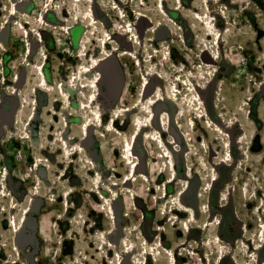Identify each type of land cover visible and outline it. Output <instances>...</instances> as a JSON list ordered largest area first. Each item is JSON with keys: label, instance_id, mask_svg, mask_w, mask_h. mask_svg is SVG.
Here are the masks:
<instances>
[{"label": "rangeland", "instance_id": "obj_1", "mask_svg": "<svg viewBox=\"0 0 264 264\" xmlns=\"http://www.w3.org/2000/svg\"><path fill=\"white\" fill-rule=\"evenodd\" d=\"M98 2L112 19L97 15ZM162 2L0 0V264H16L18 252L31 260L29 241L36 264H264V0ZM195 12L219 30L218 49ZM146 46L160 72L185 78L179 94L197 125L175 118L169 133L167 111L162 129L153 125L146 101L166 84L149 75ZM103 61L121 69L112 85L122 93L108 111ZM96 73L87 107L95 100L102 112L85 121L75 113ZM100 115L107 131L96 128ZM24 207L17 231L10 215Z\"/></svg>", "mask_w": 264, "mask_h": 264}, {"label": "bare ground", "instance_id": "obj_2", "mask_svg": "<svg viewBox=\"0 0 264 264\" xmlns=\"http://www.w3.org/2000/svg\"><path fill=\"white\" fill-rule=\"evenodd\" d=\"M210 1L211 0H202V3H203V6H209V3H210ZM164 0H163V2H162V8H164ZM22 5H23V3H22ZM15 9H16V7H15ZM195 15H196V17L195 18H197L199 21H200V23L202 24V30H203V32L207 35V37H211V38H213V41H215L216 42V44L215 45H213L212 47L214 48V50L215 49H218L219 48V46H220V44H221V41H222V38H221V35L219 34V30H216V26H214L212 23H211V21H210V18L207 16V17H205L201 12H195ZM93 18L96 20V18H95V16H93ZM88 21H89V19H88ZM143 21V20H142ZM97 24V23H96ZM90 26V25H89ZM88 26V27H89ZM92 26H96L95 24H93ZM107 29V28H106ZM125 32V31H124ZM132 32H133V29H132ZM3 33H5L4 31H2V32H0V35H3ZM92 34V32H91V26L89 27V33H87L86 35H89V34ZM134 35H138L137 34V32L135 33L134 32ZM122 37V36H121ZM138 37V36H137ZM130 39V41L132 42V43H135V44H138V43H140V41H139V37H138V39L136 40V41H134V37L131 39V38H129ZM204 43H202V45H203ZM207 44V43H206ZM108 45V42H105L104 43V46L106 47ZM147 48V46L146 47H144V51H143V57H144V59L146 60V61H148V63H149V67H148V70L151 68V70H150V72H152V73H150L149 75H151V74H153V75H155L158 79H160V80H162V81H164L165 82V84L166 85H164V86H160V85H158L157 87H156V89L155 90H153V92H154V94H152V95H149L148 96V100L146 101V107L148 106L147 104H148V101H154V104L156 105L159 101H161L162 99H164V100H167V101H170V102H172V104L175 106V107H177L176 108V110H177V115H176V119H177V121H179V118L180 117H185L186 115H188V117L189 116H191L192 117V119L193 120H195V124L197 125V116H195L194 115V111H192L191 110V104H190V113H187V111H188V109H187V107H186V102L184 101V100H182L181 99V96H180V91L178 90L179 89V87L177 86V83L178 82H185V78H182V77H178V76H176V75H173V76H171V77H169V75L167 74V73H164V72H160V70H159V64L158 63H156V60H155V57H156V54H153L154 56H152L151 58H149V55H150V53L152 52H150V50H148V49H146ZM208 54V53H207ZM212 54H214V56H213V58H216L217 56V52L215 51L214 53H212ZM111 58V57H110ZM138 58V57H137ZM41 73H42V75L40 76V83L43 81L44 83H42V88L41 89H45V90H47V91H49L50 89H52V88H50V82H48V80H47V77H46V74H45V72H44V68H41ZM144 76L146 77V80H149V77H148V75L146 74V70L144 71ZM191 77V76H190ZM97 79H98V73H96V75L93 77V83H94V86L96 87L95 89H93V90H91L90 91V94H89V97H88V99H83L82 101H81V103H80V106H79V108H78V111L75 113V116L76 117H80V116H85V121H87L88 119H92L93 120V122H94V120H95V116L96 115H94L93 114V112L94 111H97V114H98V112L99 113H101L102 112V109H101V107L100 106H98V103L95 101V100H93L92 101V104L90 105L91 107H87L88 106V104H90V97H91V95H94L95 97H97V94H98V89L97 88H99V83L96 85V83L95 82H97ZM192 80V79H191ZM186 81H188L187 82V90L190 92V91H192L195 95H196V97L194 96V98H197V99H195V100H198L199 102H201V98L200 97H198V91L196 90V88H194V84L193 83H190L191 81L190 80H186ZM149 81H147V84H145L144 86V92H143V102H144V99H146V96H145V94H146V91H147V89H148V87H149V83H148ZM73 83V82H72ZM151 83V82H150ZM185 84V83H184ZM41 85V84H40ZM63 89V88H62ZM62 92L64 93V90H62ZM157 94H159V99H156L157 98ZM184 98V97H183ZM186 99V98H185ZM189 100V99H188ZM191 100V99H190ZM189 100V101H190ZM198 101L195 103L196 105H198ZM24 103H25V100H24ZM160 104V103H159ZM82 105L84 106V109H82ZM188 105V104H187ZM193 105V104H192ZM139 107H140V105H138ZM158 106V105H157ZM21 107H25V105L24 104H22L21 105ZM153 111L154 110H152V111H150V113H153ZM149 116V114H146V118ZM110 117H113V121H114V125H115V122L120 118L119 116L117 117V118H115V115L114 114H111V116ZM18 118V116L16 115V119ZM170 118V126H171V124H172V119H171V117H169ZM141 121H143V117L141 116L140 118H139ZM155 120H156V115L154 114V118H153V125H154V122H155ZM84 121V122H85ZM163 121H164V128H166V125H167V123H166V117H163ZM19 122V121H18ZM96 128H99V123L98 122H100V124L102 125V132L105 130V131H107V126H106V124H104L103 123V115H100V117L98 118V119H96ZM189 122V121H188ZM30 123V122H29ZM157 123H158V126L162 129V123H161V121H160V118L157 120ZM179 123V122H178ZM24 124L26 125L27 124V121H24ZM94 124V123H93ZM176 125H177V123L175 124V127H176ZM148 126V125H147ZM90 127L91 126H89V128H88V130H87V134H88V132H90ZM105 128V129H104ZM147 128V127H146ZM146 128L144 127V128H141L137 133H135V135H136V138H135V142H136V139L139 137V136H141V134L146 130ZM194 129V128H193ZM153 130V129H152ZM154 131V130H153ZM153 131H152V133H153ZM102 132H100V134L101 135H103V133ZM119 132V131H118ZM149 131H147V133H148ZM28 133V132H27ZM83 135H84V133H82ZM154 134V136H157V135H159V132H155V133H153ZM157 138H159L160 139V141H161V143H162V145L166 148L167 146H168V142L166 141V142H164V136H163V134H161V136H157ZM65 139V138H64ZM30 140L32 141V143H33V140H32V137L30 136ZM146 140H151V135L149 136V138H147ZM127 142V144H128V147L130 146V144H131V138H127V140H126ZM68 143V141H66V144ZM135 145V144H134ZM82 145H80L79 144V147H81ZM124 148H126V145H124L123 146V149ZM68 150H69V148H67ZM168 149V147L166 148V150ZM89 158V161H90V163H91V158L90 157H88ZM123 158V157H122ZM128 159L130 160V162H131V164L136 160V159H131V154L129 153V156H128ZM86 166V165H85ZM88 167V166H87ZM168 167V166H167ZM138 172V168L136 167V173ZM94 179H95V177H94ZM109 190H111V188H109ZM27 209V207H24L23 208V212L20 214V216L19 217H17L16 216V212L14 211V212H12V214L10 215V223H11V226L13 227V228H15V230H17L18 231V227H19V225H20V222H21V218L23 217V216H25L26 215V217H27V215H28V212H26V214L24 215V211ZM183 211H185V212H187V213H189V210H183ZM19 214V213H18ZM189 216H190V213H189ZM115 217V216H114ZM195 232V231H194ZM133 233V232H132ZM263 236H264V233H263ZM19 241V240H18ZM132 242H133V240H132ZM153 245V244H152ZM152 245H150L151 247H148L149 246V244H146L145 243V245L143 244L142 245V248L143 249H146V252H148L150 249H152V250H154V246H152ZM141 248V247H140ZM130 255V254H129ZM127 256V255H126ZM148 257H151V259H153V260H158V259H155L153 256H152V254H150ZM127 258V257H126ZM135 260V259H134ZM177 264V263H176Z\"/></svg>", "mask_w": 264, "mask_h": 264}, {"label": "flooded vegetation", "instance_id": "obj_3", "mask_svg": "<svg viewBox=\"0 0 264 264\" xmlns=\"http://www.w3.org/2000/svg\"><path fill=\"white\" fill-rule=\"evenodd\" d=\"M98 4L100 5V3L98 2L96 4L97 15L99 16V12H100V15L107 16L106 17L107 19L108 18L112 19L111 16L108 14V12H104V11L102 12L101 10L97 9ZM101 69H102V77L101 78H102V81H103L102 87H101V91L105 94V98H104L105 99L104 100L105 104H103V105L105 106V109L108 111L110 108L112 109L113 106L117 105L115 103L119 100L120 94L122 93V88L121 87L115 88V86L112 85V81L116 78L117 74H121V69L117 68V66L116 67H109L107 65V63H105L102 66ZM126 108H128L127 109L128 111H127V114L125 116H128L129 118L133 116V118H134L135 113H137V111H138V109L134 107V103L131 104V105L126 106ZM153 108H154V111L156 113V120L154 122V125L158 126L157 120L159 119L160 113L162 111H167L171 115L172 124L174 122H176L175 118H176V115H177V110H176V107L172 104V102L162 99ZM13 113H14V107L11 109V111L6 113V116H11V118H12ZM125 124H127V123H125ZM173 126H174V124H173ZM175 128H177V127H175ZM175 128L174 127L171 128V126H170V128L167 131L170 133V132H173L175 130H178V129H175ZM3 134H4V131L0 134V149H1V136ZM4 163H2V164H4ZM7 169L9 171V167H7ZM1 171H2V169H1ZM3 178L5 180L6 176H4ZM195 217H196V213H195ZM223 218H225V217H223ZM223 221H224V219H223ZM33 245L34 244H32L31 241H29V242H27V243L22 245L23 248L28 247V250H29L27 255H24L25 253L23 252V255H24L25 259H29L30 257L32 259L29 260V261L27 260L28 262L25 261V260H22L23 258L21 256V252H20V254L18 252L17 253L18 257L15 258V260L17 261L16 264H25V262L27 264H36V262H35V253L31 252L33 250ZM2 251H3V248L0 247V254L2 253ZM11 258H13V257H11ZM7 260H8V257L6 259V262H7ZM7 264H13V263L7 262Z\"/></svg>", "mask_w": 264, "mask_h": 264}, {"label": "water", "instance_id": "obj_4", "mask_svg": "<svg viewBox=\"0 0 264 264\" xmlns=\"http://www.w3.org/2000/svg\"><path fill=\"white\" fill-rule=\"evenodd\" d=\"M111 60V59H110ZM109 61V60H108ZM108 61H103L102 63H101V65H100V67L102 68V66L105 64V63H107Z\"/></svg>", "mask_w": 264, "mask_h": 264}]
</instances>
